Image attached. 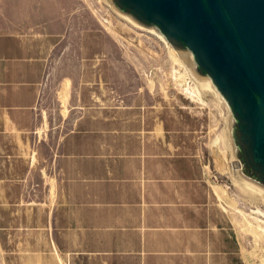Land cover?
Masks as SVG:
<instances>
[{
    "label": "rangeland",
    "instance_id": "374dc122",
    "mask_svg": "<svg viewBox=\"0 0 264 264\" xmlns=\"http://www.w3.org/2000/svg\"><path fill=\"white\" fill-rule=\"evenodd\" d=\"M129 18L108 0H0V59L43 67L25 124L0 127V264H64L57 226L88 207L87 187L117 176L146 193L144 213L225 215L226 251L189 264H264V194L233 178L228 107Z\"/></svg>",
    "mask_w": 264,
    "mask_h": 264
},
{
    "label": "water",
    "instance_id": "95a60500",
    "mask_svg": "<svg viewBox=\"0 0 264 264\" xmlns=\"http://www.w3.org/2000/svg\"><path fill=\"white\" fill-rule=\"evenodd\" d=\"M161 33L228 107L233 178L264 192V0H108Z\"/></svg>",
    "mask_w": 264,
    "mask_h": 264
},
{
    "label": "crops",
    "instance_id": "0c3cea01",
    "mask_svg": "<svg viewBox=\"0 0 264 264\" xmlns=\"http://www.w3.org/2000/svg\"><path fill=\"white\" fill-rule=\"evenodd\" d=\"M21 43L18 49L26 55ZM25 64L8 65L0 59V127L10 126L6 119L24 125L22 111L36 103L43 67L29 62L28 55ZM123 179L117 176L105 188L87 187L88 207L79 209L72 223L57 226L53 243L64 264H156L163 261V254L177 255L174 264H189L184 260L189 255L226 251L220 224L225 215L144 213L139 203L146 193L140 188L127 193L124 182L116 183ZM133 201L138 206L130 205Z\"/></svg>",
    "mask_w": 264,
    "mask_h": 264
},
{
    "label": "bare ground",
    "instance_id": "6f19581e",
    "mask_svg": "<svg viewBox=\"0 0 264 264\" xmlns=\"http://www.w3.org/2000/svg\"><path fill=\"white\" fill-rule=\"evenodd\" d=\"M123 15H125V14H123ZM127 16V15H126ZM130 19V18H129ZM132 19V18H131ZM133 20V19H132ZM133 22L135 23L136 21H134L133 20ZM137 23V22H136ZM138 24V23H137ZM138 25H140V24H138ZM140 26H142V25H140ZM142 27H144V26H142ZM145 28V27H144ZM146 29H148V28H146ZM150 30V29H149ZM168 42V41H167ZM188 91V90H187ZM198 97V96H197ZM246 189L247 190H249V191H251V192H257L258 194L260 193V194H264V192H262V191H260V190H258V189H256V188H253V187H251V186H249V185H247L246 184Z\"/></svg>",
    "mask_w": 264,
    "mask_h": 264
}]
</instances>
